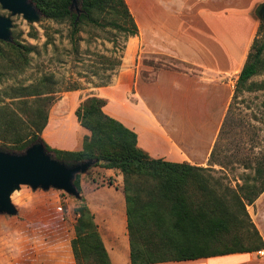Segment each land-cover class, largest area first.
Masks as SVG:
<instances>
[{
    "label": "crops",
    "instance_id": "0c3cea01",
    "mask_svg": "<svg viewBox=\"0 0 264 264\" xmlns=\"http://www.w3.org/2000/svg\"><path fill=\"white\" fill-rule=\"evenodd\" d=\"M124 1L138 34L128 38L121 64L108 85L93 87L92 96L106 101L104 113L134 132L138 147L151 158L209 169L235 82L257 32L256 17L264 0ZM149 56L167 57L190 68L158 69L147 78L142 61ZM191 68L197 74L189 72ZM78 104L79 95L73 92L51 109L41 134L51 148L81 149L87 132L74 114ZM104 176L117 182L98 185L81 180L82 196L111 264H130L121 175L105 169ZM103 191L107 197L100 196ZM246 210L264 245V192ZM6 264L75 261L67 251L65 255H18L9 257ZM162 264H264V248Z\"/></svg>",
    "mask_w": 264,
    "mask_h": 264
},
{
    "label": "trees",
    "instance_id": "16d2710c",
    "mask_svg": "<svg viewBox=\"0 0 264 264\" xmlns=\"http://www.w3.org/2000/svg\"><path fill=\"white\" fill-rule=\"evenodd\" d=\"M31 1L44 18L57 23L68 21L72 36L84 26L110 27L125 40L138 34L124 0H79V13L71 9L72 0ZM46 38L45 44L50 43L47 35ZM0 43L9 48L4 54L0 51L7 69L24 71L34 49L18 42ZM109 64L99 70L115 71L121 61ZM263 72L264 40L255 35L235 82L232 100L244 91H264V81H251ZM111 77L107 76V82L94 87L107 86ZM53 86L52 77L44 75L36 84L14 89L15 95L10 99L24 106L26 118L23 120L9 107L13 103L0 105V146L10 153H22L29 146L40 143L53 159L65 165L94 161L93 166L118 170L123 176L130 264L193 261L264 248L246 210V206L253 204L264 192V164L257 165L253 175L242 180L240 185L219 194L211 187L209 176L204 175L210 169L151 158L138 147L134 132L104 113L106 101L97 96L86 98L74 112L79 125L89 133L83 137L81 149L51 148L41 134L47 124V106L54 94ZM79 176H75L73 184L81 194ZM133 177L142 180V184H136ZM149 181L151 184H145ZM80 202L75 210L74 237L68 242L66 252H70L75 264H111L93 215L84 198H80ZM48 204L43 203L42 210ZM45 210V214L52 210L58 214L63 212L60 204ZM246 229L243 234L241 231Z\"/></svg>",
    "mask_w": 264,
    "mask_h": 264
},
{
    "label": "rangeland",
    "instance_id": "374dc122",
    "mask_svg": "<svg viewBox=\"0 0 264 264\" xmlns=\"http://www.w3.org/2000/svg\"><path fill=\"white\" fill-rule=\"evenodd\" d=\"M77 3L79 4V0ZM0 16L11 20L12 42L34 49L29 55L28 66L22 72L9 71L6 60L0 56V105L13 103L15 100L10 98L15 95V88L36 84L44 75L51 76L54 82L52 87L54 94L47 106L48 116L62 98L73 92L79 95L80 104L93 95L92 89L95 84L107 82L106 77L116 73L118 67H115V71L99 69L121 59L127 47L128 39L125 40L123 35L110 27L84 26L78 34L72 36V28L68 21L57 23L40 14L38 20L28 21L22 15L12 16L1 7ZM256 18L258 27L262 25L260 29L257 27L256 37L264 40V19L258 16ZM146 34L145 31V37ZM46 35L50 38L48 44H45ZM7 49L9 48L0 43L2 54L6 53ZM142 62L146 67L143 74L147 78L153 77L151 73L158 69L188 71L190 68L163 56H149ZM189 72L197 74L192 68ZM251 81L255 83L264 81V72L253 77ZM75 88L78 90H72ZM9 107L23 120L26 118L27 110L23 105L14 102L9 104ZM0 151L9 152L3 146H0ZM260 164H264V91L251 93L244 91L236 100L231 101L215 143L214 159L209 163L210 170L204 175L209 176L211 187L219 194H225V189H234L246 177H251L255 167ZM116 171L121 175L123 190V176ZM104 175V168L92 166L80 174L79 181L85 180L87 183L95 181L98 185H114L117 182L115 178ZM133 179L136 184H142L138 177ZM214 181H217L216 184ZM106 195L105 191L100 193L102 197H107ZM80 198H83L82 193L75 197L53 187L47 190L41 188L32 190L29 186H20L11 195L16 215L0 214V264H6L9 257L25 254L64 255L68 242L74 237L77 219L75 210L81 205ZM47 202L50 204L47 207L52 209L53 206L60 204L63 212L58 214L52 210L45 214L47 207L42 210L41 206ZM247 230L241 232L244 234Z\"/></svg>",
    "mask_w": 264,
    "mask_h": 264
},
{
    "label": "water",
    "instance_id": "95a60500",
    "mask_svg": "<svg viewBox=\"0 0 264 264\" xmlns=\"http://www.w3.org/2000/svg\"><path fill=\"white\" fill-rule=\"evenodd\" d=\"M78 0H72L71 9L77 13ZM0 7L12 16L22 15L28 21H36L39 11L30 0H0ZM258 16L264 19V3L258 9ZM11 20L0 16V41L11 43ZM94 161L79 162L68 166L53 159L40 143L29 146L22 153L0 151V214L15 216L17 211L11 203V195L20 186L32 190L50 187L79 196L73 181L76 175L85 173Z\"/></svg>",
    "mask_w": 264,
    "mask_h": 264
},
{
    "label": "built area",
    "instance_id": "2783aa9c",
    "mask_svg": "<svg viewBox=\"0 0 264 264\" xmlns=\"http://www.w3.org/2000/svg\"><path fill=\"white\" fill-rule=\"evenodd\" d=\"M259 254L261 253V252H258Z\"/></svg>",
    "mask_w": 264,
    "mask_h": 264
}]
</instances>
